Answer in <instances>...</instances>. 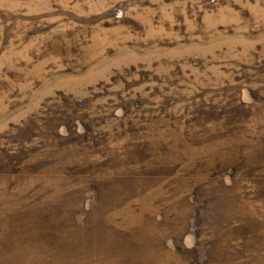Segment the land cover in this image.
Masks as SVG:
<instances>
[{
  "label": "rangeland",
  "instance_id": "374dc122",
  "mask_svg": "<svg viewBox=\"0 0 264 264\" xmlns=\"http://www.w3.org/2000/svg\"><path fill=\"white\" fill-rule=\"evenodd\" d=\"M0 264H264V0H0Z\"/></svg>",
  "mask_w": 264,
  "mask_h": 264
},
{
  "label": "trees",
  "instance_id": "16d2710c",
  "mask_svg": "<svg viewBox=\"0 0 264 264\" xmlns=\"http://www.w3.org/2000/svg\"><path fill=\"white\" fill-rule=\"evenodd\" d=\"M67 195H68V194H67ZM67 195H66V196H67ZM82 221H83V220H81V222H82ZM96 258H97V257H96Z\"/></svg>",
  "mask_w": 264,
  "mask_h": 264
}]
</instances>
